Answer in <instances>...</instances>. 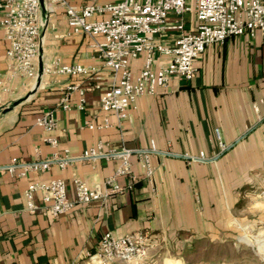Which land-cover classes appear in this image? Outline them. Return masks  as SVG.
<instances>
[{"label": "crops", "instance_id": "0c3cea01", "mask_svg": "<svg viewBox=\"0 0 264 264\" xmlns=\"http://www.w3.org/2000/svg\"><path fill=\"white\" fill-rule=\"evenodd\" d=\"M190 18L187 15L184 21L189 30L194 23ZM39 22L36 72L39 64L50 59L91 66L99 88L84 93L83 109L76 107L77 92H70L65 110L57 105L64 86H86L82 78L15 77L3 82L8 92L1 91L0 85V166L11 161L72 158L63 166L55 162L47 170L27 171L23 176L0 170V264L80 262L105 232L113 237L140 232L149 248L189 242L192 237L215 233L239 201L264 186V42L258 32L207 44L193 62L191 79L171 76L166 87L138 97L123 117L109 113L107 126L89 129L85 121L94 126L103 121L99 97L111 74L101 67L92 40L70 32L62 8L41 0ZM157 40L170 42L166 35ZM6 47L0 30V78L6 73ZM168 60L157 55L155 64ZM140 65L141 57L132 60V73ZM14 101L17 104L12 105ZM46 110H53L55 119V128L49 131L34 122ZM48 137L55 139V146L45 141ZM98 144L101 154L80 158ZM125 150L129 151V172L115 176L122 190L104 202L75 204L57 217L25 210L22 191L30 182L59 178L69 199L74 198L73 178L103 190L104 178L120 163L119 157L110 154ZM199 152L207 159L189 158ZM144 160L151 168L149 175L141 167ZM34 201L39 204L38 193Z\"/></svg>", "mask_w": 264, "mask_h": 264}, {"label": "built area", "instance_id": "2783aa9c", "mask_svg": "<svg viewBox=\"0 0 264 264\" xmlns=\"http://www.w3.org/2000/svg\"><path fill=\"white\" fill-rule=\"evenodd\" d=\"M50 4L62 8L66 24L73 34H85L92 40L97 51L101 67L108 70L111 80L101 91L100 110L105 114L101 124L94 126L85 121L84 126L92 129L108 125L107 115L112 113L117 118L124 116L125 109L142 95H153L158 88H164L171 76L191 79L195 74L194 60L210 43L223 42L226 38L242 33L252 36L258 32L264 42V0H114L111 2H87L75 4L68 0H49ZM40 0H0V30L7 47L5 49L6 73L0 78L1 91L8 92L4 80L15 77L34 79L36 76V59L40 43L39 22ZM48 6L47 11L52 12ZM185 15H192V29L184 26ZM172 32H176L174 36ZM161 35L170 38V42L158 41ZM101 37L96 41L95 37ZM169 57L164 64L156 65V56ZM141 57V65L132 73L130 63ZM96 69L79 63H61L50 59L41 65V74L66 75L79 77L87 82L66 84L58 106L69 109V93L76 91V107L83 109L84 93L98 89L99 80ZM0 101V106H2ZM35 124L45 131L55 128L53 110H46L35 118ZM218 137L217 130H214ZM45 141L56 145L53 137ZM222 149L223 144L218 142ZM99 144L96 149H88L80 158L95 157L101 154ZM119 157L120 163L113 172L103 180L104 189L88 186L78 178L72 179L74 198L69 199L64 182L53 178L46 182H30L22 191L25 210L29 213L39 211L41 214L57 217L69 211L75 204L90 201L104 202L108 195L117 193L122 187L115 182V176L129 172V151L111 153ZM191 160L204 161L202 152L189 157ZM71 157L61 159L33 160L29 162L11 161L0 166L10 174L17 171L23 176L27 171H44L52 163L63 166ZM144 173L149 175L151 168L144 160L141 165ZM39 195V204L34 201V194ZM264 201V186L256 192ZM144 234L132 232L121 237H113L109 232L103 233L97 240L95 248L86 252L80 262L69 264H120L132 260L144 259L148 253Z\"/></svg>", "mask_w": 264, "mask_h": 264}, {"label": "rangeland", "instance_id": "374dc122", "mask_svg": "<svg viewBox=\"0 0 264 264\" xmlns=\"http://www.w3.org/2000/svg\"><path fill=\"white\" fill-rule=\"evenodd\" d=\"M262 243L264 201L252 192L250 198L238 202L231 216L223 218L221 228L215 233L192 237L189 242H178L171 247L149 248L146 259L139 260V264H264Z\"/></svg>", "mask_w": 264, "mask_h": 264}, {"label": "water", "instance_id": "95a60500", "mask_svg": "<svg viewBox=\"0 0 264 264\" xmlns=\"http://www.w3.org/2000/svg\"><path fill=\"white\" fill-rule=\"evenodd\" d=\"M41 1V0H40ZM41 74V64L38 65L37 67V72H36V78H39V75ZM17 104V101H14L12 105ZM9 108H5V111H7Z\"/></svg>", "mask_w": 264, "mask_h": 264}]
</instances>
